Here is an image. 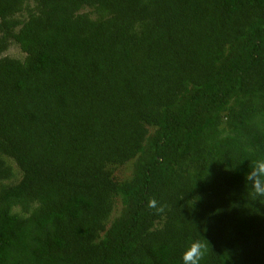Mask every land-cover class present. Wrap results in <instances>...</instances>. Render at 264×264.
<instances>
[{
    "label": "trees",
    "instance_id": "16d2710c",
    "mask_svg": "<svg viewBox=\"0 0 264 264\" xmlns=\"http://www.w3.org/2000/svg\"><path fill=\"white\" fill-rule=\"evenodd\" d=\"M262 155L264 0H0V264H264Z\"/></svg>",
    "mask_w": 264,
    "mask_h": 264
},
{
    "label": "clouds",
    "instance_id": "9594fccd",
    "mask_svg": "<svg viewBox=\"0 0 264 264\" xmlns=\"http://www.w3.org/2000/svg\"><path fill=\"white\" fill-rule=\"evenodd\" d=\"M245 180L250 183L253 196L257 199H264V155L252 161L251 169L245 176ZM147 207L155 209L156 213H163L166 205L158 204V201L153 198L147 202ZM209 248V243L203 237L192 241L182 253V264H201Z\"/></svg>",
    "mask_w": 264,
    "mask_h": 264
},
{
    "label": "rangeland",
    "instance_id": "374dc122",
    "mask_svg": "<svg viewBox=\"0 0 264 264\" xmlns=\"http://www.w3.org/2000/svg\"><path fill=\"white\" fill-rule=\"evenodd\" d=\"M3 55H7L10 58H17L18 59V58H21L22 54H21V52L19 51V49L15 45L11 44V45H9V47L4 52ZM129 171H130V163H127L124 166H120V167L116 168L115 177L117 179H123L125 176L128 175ZM119 206H120V204H119V201L117 200L115 205H114L113 214L111 215V219L116 214H118Z\"/></svg>",
    "mask_w": 264,
    "mask_h": 264
}]
</instances>
